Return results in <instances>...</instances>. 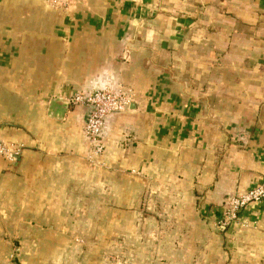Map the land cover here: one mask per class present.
Wrapping results in <instances>:
<instances>
[{
  "label": "crops",
  "instance_id": "obj_1",
  "mask_svg": "<svg viewBox=\"0 0 264 264\" xmlns=\"http://www.w3.org/2000/svg\"><path fill=\"white\" fill-rule=\"evenodd\" d=\"M133 94L99 155L88 107ZM0 264H264V0H0Z\"/></svg>",
  "mask_w": 264,
  "mask_h": 264
},
{
  "label": "built area",
  "instance_id": "obj_2",
  "mask_svg": "<svg viewBox=\"0 0 264 264\" xmlns=\"http://www.w3.org/2000/svg\"><path fill=\"white\" fill-rule=\"evenodd\" d=\"M78 0H45L48 7L67 10ZM133 94L124 88L105 86L90 92L73 94L68 101L88 107V114L83 125V134L87 142V151L91 155L102 153L103 138L108 127L109 118L129 108ZM21 145L0 141V156L10 161L16 160ZM264 202V181L244 192H237L227 198V207L222 212L217 224L227 226L234 223L239 213L253 203ZM7 264H21L20 251L17 245H12L8 254Z\"/></svg>",
  "mask_w": 264,
  "mask_h": 264
},
{
  "label": "water",
  "instance_id": "obj_3",
  "mask_svg": "<svg viewBox=\"0 0 264 264\" xmlns=\"http://www.w3.org/2000/svg\"><path fill=\"white\" fill-rule=\"evenodd\" d=\"M69 107V101L65 98L53 97L49 104V115L61 119Z\"/></svg>",
  "mask_w": 264,
  "mask_h": 264
}]
</instances>
